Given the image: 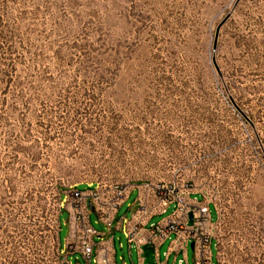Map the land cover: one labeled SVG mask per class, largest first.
Listing matches in <instances>:
<instances>
[{
	"label": "rangeland",
	"instance_id": "obj_1",
	"mask_svg": "<svg viewBox=\"0 0 264 264\" xmlns=\"http://www.w3.org/2000/svg\"><path fill=\"white\" fill-rule=\"evenodd\" d=\"M115 187L200 194L211 264H264V0H0V264H61L70 191Z\"/></svg>",
	"mask_w": 264,
	"mask_h": 264
},
{
	"label": "built area",
	"instance_id": "obj_2",
	"mask_svg": "<svg viewBox=\"0 0 264 264\" xmlns=\"http://www.w3.org/2000/svg\"><path fill=\"white\" fill-rule=\"evenodd\" d=\"M129 193L130 190L121 187L101 192L78 189L70 191V198L64 200L66 206L60 212L66 213L68 229L61 264H71V256L75 261L79 257L84 264H115L113 244L116 231L120 232L125 241L127 254L131 249L135 250L138 264L142 263L140 254L143 245L152 244L156 254V248L164 240L169 241V251L181 253L176 264H187L186 253L191 244L193 264H211L210 243L214 239L212 225L218 218L215 222L211 221L210 205L203 197L197 201L196 198H190L189 192L171 194L162 187L150 192L136 189L134 209L114 222L118 208L127 200ZM170 206L172 212L165 215ZM189 212L192 214L190 226L187 216ZM91 213L102 226L101 230L92 227L89 219ZM155 216L162 218L151 223V218ZM215 248L217 262L216 241Z\"/></svg>",
	"mask_w": 264,
	"mask_h": 264
},
{
	"label": "crops",
	"instance_id": "obj_3",
	"mask_svg": "<svg viewBox=\"0 0 264 264\" xmlns=\"http://www.w3.org/2000/svg\"><path fill=\"white\" fill-rule=\"evenodd\" d=\"M132 192H134L136 194V190H134V189L130 190V193H132ZM149 192H150V190H149ZM135 197H136V195H135ZM190 198H196L197 201H200L202 197H201L200 194H196L195 196L194 195H190ZM125 202L118 208L117 213L114 216V220H113L114 222L118 221V219L120 217H122L124 215H128L130 213V211L132 209H134V207H135L134 200H133V202L131 204H127V205L125 204ZM124 205L126 206V210L123 212V214H119L120 208L123 207ZM168 247H169V241L168 240H164L156 248V254H155V248H154V246L152 244L143 245L141 247L142 253L140 254V258L142 260L141 264H143V262H144L143 255H144V249L145 248H152V257L154 259V264H176V259H178L180 257L181 253H174L172 251H169ZM127 258H128V262H125L122 259V261L120 260L121 261L120 264H138V255L136 254L135 250L131 249L129 251V254H127ZM115 264H117L116 260H115Z\"/></svg>",
	"mask_w": 264,
	"mask_h": 264
},
{
	"label": "water",
	"instance_id": "obj_4",
	"mask_svg": "<svg viewBox=\"0 0 264 264\" xmlns=\"http://www.w3.org/2000/svg\"><path fill=\"white\" fill-rule=\"evenodd\" d=\"M187 216H188V225L190 226L192 224V214L189 212ZM190 248H192V244L190 245Z\"/></svg>",
	"mask_w": 264,
	"mask_h": 264
}]
</instances>
